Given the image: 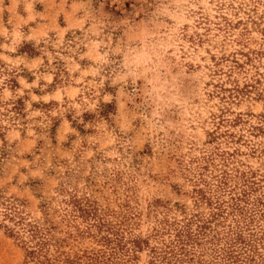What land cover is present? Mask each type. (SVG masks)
Segmentation results:
<instances>
[{"label": "rangeland", "instance_id": "obj_1", "mask_svg": "<svg viewBox=\"0 0 264 264\" xmlns=\"http://www.w3.org/2000/svg\"><path fill=\"white\" fill-rule=\"evenodd\" d=\"M262 198L264 0H0V264H264Z\"/></svg>", "mask_w": 264, "mask_h": 264}, {"label": "clouds", "instance_id": "obj_2", "mask_svg": "<svg viewBox=\"0 0 264 264\" xmlns=\"http://www.w3.org/2000/svg\"><path fill=\"white\" fill-rule=\"evenodd\" d=\"M15 2L19 4L21 0H15ZM31 2L32 0H29V3ZM75 24L76 26L72 28L65 27L62 37L57 38L54 42L52 41L51 37H49L50 46H52L57 50L55 55L52 56V58L55 59L57 56H59V58L62 59L66 65H69L74 69L76 68V62L73 60V57L77 55V49L84 42V40L89 41L90 47L93 46L94 42L98 41V43H95L94 50H98L103 47H108L107 45L104 44V37L102 35L104 29L103 24L99 23L90 16H84V17L76 16ZM85 25H88V27L86 28ZM57 27H60L58 20H57ZM76 33L81 34L83 39L78 41L75 35ZM63 37H67V39H64ZM125 48L126 45L122 43L121 51L116 54L121 57L126 55L129 57L128 60L126 61L122 60L120 62V72L126 78L128 74L135 71V66L131 60L130 54L125 51ZM112 52H115V50L113 49ZM61 53H66V54L61 55ZM46 54L51 55L49 53ZM110 54H111L110 52H105L101 56L97 51V55H98L97 67L93 70L91 74L98 75L99 72L103 71L104 66H107L110 63H112V61L109 59ZM26 87H28V85H26Z\"/></svg>", "mask_w": 264, "mask_h": 264}, {"label": "trees", "instance_id": "obj_3", "mask_svg": "<svg viewBox=\"0 0 264 264\" xmlns=\"http://www.w3.org/2000/svg\"><path fill=\"white\" fill-rule=\"evenodd\" d=\"M115 111H116V107L112 104H108V105H105V109L102 112H100V115L108 118V116L111 113H114ZM262 201L264 202V198L260 199L258 202H262ZM232 211H233V213L236 212V213H240L241 215L243 214L240 212L239 203H236V204L234 203V205H232ZM20 225L22 227L18 231H16L15 229H9L8 228L9 234L15 238L20 239L22 243L28 244V242L23 238V235L21 234V230H24V232L27 231V233H30L31 236H35L36 235L35 233H38L39 228L37 226H33L32 224L26 223V222L25 223L21 222ZM202 228H205V227H202ZM234 241H235V243L240 241L239 243H241V244L249 245V243L246 242V239L243 238V236H241V235L238 236V238ZM28 254H29V257L33 258L35 256V251H30V252H28Z\"/></svg>", "mask_w": 264, "mask_h": 264}]
</instances>
